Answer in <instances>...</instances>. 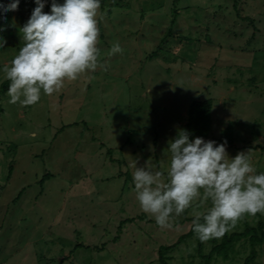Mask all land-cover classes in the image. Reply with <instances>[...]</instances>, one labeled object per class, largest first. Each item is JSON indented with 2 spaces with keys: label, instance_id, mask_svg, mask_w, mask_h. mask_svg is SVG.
<instances>
[{
  "label": "rangeland",
  "instance_id": "1",
  "mask_svg": "<svg viewBox=\"0 0 264 264\" xmlns=\"http://www.w3.org/2000/svg\"><path fill=\"white\" fill-rule=\"evenodd\" d=\"M34 6L20 0L0 22V66ZM100 16L106 71L30 106L8 103L0 72V264H264V214L227 232L244 236L202 242L191 221L210 201L160 227L132 180L134 160L166 172L168 141L200 101L208 120L192 137L220 143L225 131L229 156L248 151L264 172V0H101Z\"/></svg>",
  "mask_w": 264,
  "mask_h": 264
},
{
  "label": "clouds",
  "instance_id": "2",
  "mask_svg": "<svg viewBox=\"0 0 264 264\" xmlns=\"http://www.w3.org/2000/svg\"><path fill=\"white\" fill-rule=\"evenodd\" d=\"M34 8L20 27L24 43L11 61L0 66L9 81L8 103L36 104L42 93H58L66 81L93 73L102 64L98 26L101 0H33ZM20 0H0V22L8 12L18 10ZM14 26V25H11ZM5 30L0 23V32ZM0 35V48L5 47ZM122 52L119 42L108 55ZM180 129L168 141L170 161L166 172L145 161L132 162L136 199L143 212L158 226L170 228L175 217L193 206L210 201L205 211H195L191 230L200 241L221 238L245 215L264 214V172H258L248 151L234 156L227 152V140L195 136ZM166 177V179H165Z\"/></svg>",
  "mask_w": 264,
  "mask_h": 264
},
{
  "label": "trees",
  "instance_id": "3",
  "mask_svg": "<svg viewBox=\"0 0 264 264\" xmlns=\"http://www.w3.org/2000/svg\"><path fill=\"white\" fill-rule=\"evenodd\" d=\"M50 2H51V0H48V3L45 4V8L43 9L45 12L47 10H49ZM208 114H209V103L208 102L206 103V102L200 101V102H195L191 105L190 112H189V118H188L187 124L184 127V129H186L190 132V134H191L190 137H192L194 134H196V131L199 129V125H200L201 121L208 120ZM225 139L227 140V144L232 143L231 139H229L227 136H225V131H223L219 140L222 142ZM46 177H47V175H44V177L41 180H43ZM143 216L144 215L142 214V215H139L138 217L140 219H142ZM131 220H132V217L125 218L121 222H130ZM261 226L264 227V225H262L260 223L258 226V229L261 228ZM245 234H246V231L231 233V234L225 233L223 236L224 243L229 242L232 239V237H234V236H244ZM252 236L253 235H251V237ZM262 240H263V234H261L259 237H254V239H253V241H259V242ZM162 248L163 247H160V250ZM163 263L166 264L165 262H163Z\"/></svg>",
  "mask_w": 264,
  "mask_h": 264
},
{
  "label": "crops",
  "instance_id": "4",
  "mask_svg": "<svg viewBox=\"0 0 264 264\" xmlns=\"http://www.w3.org/2000/svg\"><path fill=\"white\" fill-rule=\"evenodd\" d=\"M181 1V0H180ZM112 9L115 11V12H118L120 11L122 8H119L118 6H114L112 7Z\"/></svg>",
  "mask_w": 264,
  "mask_h": 264
}]
</instances>
